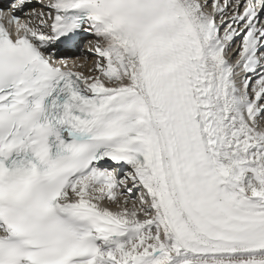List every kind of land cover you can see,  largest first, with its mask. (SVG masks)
Instances as JSON below:
<instances>
[{"label":"snow or ice","instance_id":"obj_1","mask_svg":"<svg viewBox=\"0 0 264 264\" xmlns=\"http://www.w3.org/2000/svg\"><path fill=\"white\" fill-rule=\"evenodd\" d=\"M28 7L0 10V264H264V0Z\"/></svg>","mask_w":264,"mask_h":264},{"label":"bare ground","instance_id":"obj_2","mask_svg":"<svg viewBox=\"0 0 264 264\" xmlns=\"http://www.w3.org/2000/svg\"><path fill=\"white\" fill-rule=\"evenodd\" d=\"M37 10H39V8H36ZM88 41V40H87ZM87 41H86V44H87ZM84 51V50H83ZM82 58H80V59H78L76 62L77 63H84L85 64V71H86V68H87V66L88 65H90L91 64V62H92V60L94 59V57H92L91 55H89L88 53H85V52H83L82 54ZM90 56V57H92V60H89V61H85V57H87V56Z\"/></svg>","mask_w":264,"mask_h":264},{"label":"rangeland","instance_id":"obj_3","mask_svg":"<svg viewBox=\"0 0 264 264\" xmlns=\"http://www.w3.org/2000/svg\"><path fill=\"white\" fill-rule=\"evenodd\" d=\"M83 45H84V46L87 45L86 42H85V40L83 41Z\"/></svg>","mask_w":264,"mask_h":264}]
</instances>
